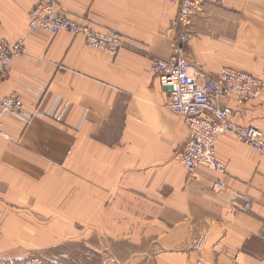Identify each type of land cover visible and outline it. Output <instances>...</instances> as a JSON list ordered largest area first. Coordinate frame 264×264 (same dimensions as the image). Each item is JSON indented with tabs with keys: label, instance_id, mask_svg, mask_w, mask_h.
<instances>
[{
	"label": "crops",
	"instance_id": "obj_1",
	"mask_svg": "<svg viewBox=\"0 0 264 264\" xmlns=\"http://www.w3.org/2000/svg\"><path fill=\"white\" fill-rule=\"evenodd\" d=\"M41 1L0 0V38L25 40L0 95L19 92L57 114L28 125L4 116L12 140L0 136V264H51L47 254L77 241L102 253L100 264H264V153L220 134L226 174L190 173L177 159L189 126L152 70L154 58L172 56L177 4L51 0L80 22L122 32L127 46L112 56L73 33L31 29ZM182 39L200 78L224 66L264 75V0H206ZM220 104L264 135V89ZM218 178L228 190L212 188ZM230 189L252 198L248 212ZM198 235L206 243L191 250Z\"/></svg>",
	"mask_w": 264,
	"mask_h": 264
},
{
	"label": "built area",
	"instance_id": "obj_2",
	"mask_svg": "<svg viewBox=\"0 0 264 264\" xmlns=\"http://www.w3.org/2000/svg\"><path fill=\"white\" fill-rule=\"evenodd\" d=\"M178 6V14L172 26L178 31L169 58H154L152 70L160 83L169 91L168 106L181 115L189 126V141L176 155L188 172L193 173L199 166H207L221 174L228 168L216 154L217 137L232 134L243 143H248L257 153H264V135L261 128L250 124H239L234 120L235 111L230 106L220 104L222 97H234L238 103L257 98L264 89V75H254L231 66H224L215 77H201L185 55L182 33L194 15L200 13L206 0H173ZM29 27L44 29L52 35L67 31L84 38L90 47L115 56L127 46L125 36L118 30L97 28L89 22L83 23L69 17L58 9L51 0L36 4L29 13ZM25 51V40L0 38V84L12 69L13 59ZM57 116L54 111H43L40 103L26 104L19 92L0 95V136L12 140L5 129L4 116H10L23 125H28L36 116ZM215 191L228 190L220 178L212 182ZM231 190V189H230ZM234 206L248 212L253 200L235 190H231ZM2 227L0 225V232ZM191 250L201 251L206 243L203 235L191 239ZM196 264H209L202 258ZM233 264H240L235 260Z\"/></svg>",
	"mask_w": 264,
	"mask_h": 264
},
{
	"label": "rangeland",
	"instance_id": "obj_3",
	"mask_svg": "<svg viewBox=\"0 0 264 264\" xmlns=\"http://www.w3.org/2000/svg\"><path fill=\"white\" fill-rule=\"evenodd\" d=\"M46 257L51 258V264L65 260L66 264H100L104 258L102 253L93 251L80 242H69L64 247L53 249ZM24 264H43L25 262Z\"/></svg>",
	"mask_w": 264,
	"mask_h": 264
}]
</instances>
